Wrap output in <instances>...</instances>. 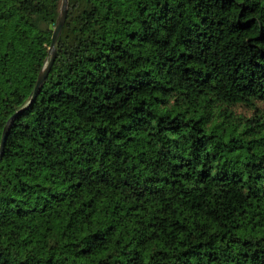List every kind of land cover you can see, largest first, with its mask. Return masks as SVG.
<instances>
[{"label":"trees","instance_id":"16d2710c","mask_svg":"<svg viewBox=\"0 0 264 264\" xmlns=\"http://www.w3.org/2000/svg\"><path fill=\"white\" fill-rule=\"evenodd\" d=\"M67 2L30 103L61 0H0V264H264V0Z\"/></svg>","mask_w":264,"mask_h":264},{"label":"water","instance_id":"95a60500","mask_svg":"<svg viewBox=\"0 0 264 264\" xmlns=\"http://www.w3.org/2000/svg\"><path fill=\"white\" fill-rule=\"evenodd\" d=\"M67 5H68L67 0H61V7H60L59 14H58V17H57V20L55 23V27H54L53 32H52L51 42H50V46L48 49V55L50 56V60L46 64V66H44V68L38 74L30 103H32L34 101V99L37 97L38 93L40 92V90H41V88H42V86H43V84H44V82L48 76V73H49L50 68L53 64V61L55 59V49L54 48H55L56 42L60 36L62 27H63L65 19H66ZM15 116H16V114H14V116H12L7 121V123L3 129L1 141H0V161L3 157L6 138H7L8 132L10 130L11 124H12Z\"/></svg>","mask_w":264,"mask_h":264},{"label":"rangeland","instance_id":"374dc122","mask_svg":"<svg viewBox=\"0 0 264 264\" xmlns=\"http://www.w3.org/2000/svg\"><path fill=\"white\" fill-rule=\"evenodd\" d=\"M237 112H239V113H244V114L249 113V112H248L246 109H244V108H238Z\"/></svg>","mask_w":264,"mask_h":264}]
</instances>
